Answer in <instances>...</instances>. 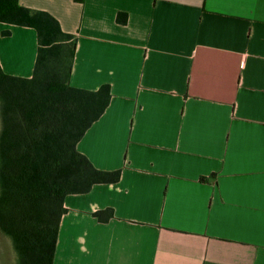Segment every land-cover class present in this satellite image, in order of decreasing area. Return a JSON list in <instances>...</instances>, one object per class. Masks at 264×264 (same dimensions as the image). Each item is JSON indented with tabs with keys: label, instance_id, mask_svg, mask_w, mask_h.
<instances>
[{
	"label": "crops",
	"instance_id": "crops-1",
	"mask_svg": "<svg viewBox=\"0 0 264 264\" xmlns=\"http://www.w3.org/2000/svg\"><path fill=\"white\" fill-rule=\"evenodd\" d=\"M20 1L78 36L72 85L112 91L77 147L121 176L66 196L53 264H264V0ZM37 51L0 21L5 72Z\"/></svg>",
	"mask_w": 264,
	"mask_h": 264
},
{
	"label": "trees",
	"instance_id": "trees-1",
	"mask_svg": "<svg viewBox=\"0 0 264 264\" xmlns=\"http://www.w3.org/2000/svg\"><path fill=\"white\" fill-rule=\"evenodd\" d=\"M0 21L34 27L38 35L32 76L9 74L0 64V230L15 264H53L66 196L121 176V169L96 167L77 147L106 109L111 86L71 84L78 36L50 12L0 0ZM211 179L216 175L202 177ZM95 214L107 220L114 212Z\"/></svg>",
	"mask_w": 264,
	"mask_h": 264
},
{
	"label": "rangeland",
	"instance_id": "rangeland-1",
	"mask_svg": "<svg viewBox=\"0 0 264 264\" xmlns=\"http://www.w3.org/2000/svg\"><path fill=\"white\" fill-rule=\"evenodd\" d=\"M15 259L16 254L11 241L0 230V264H15Z\"/></svg>",
	"mask_w": 264,
	"mask_h": 264
}]
</instances>
